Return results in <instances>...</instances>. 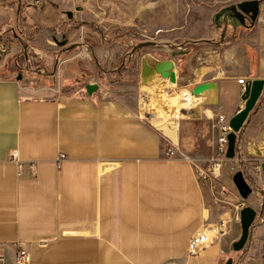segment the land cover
I'll list each match as a JSON object with an SVG mask.
<instances>
[{"label":"crops","instance_id":"0c3cea01","mask_svg":"<svg viewBox=\"0 0 264 264\" xmlns=\"http://www.w3.org/2000/svg\"><path fill=\"white\" fill-rule=\"evenodd\" d=\"M13 1L0 0V36L29 24L39 34L65 35L72 22L62 17L70 13L78 21L82 13L67 0H44L25 11ZM8 5L16 7L14 15L2 9ZM220 25L218 42L185 40L216 46L207 48L215 56L225 42L234 43L221 68L190 70L193 87L213 82L216 90L177 121L176 141L162 133L171 131V120L155 121L156 129L126 95L102 94L100 87L88 95L86 84L74 94L40 97L34 94L41 88L0 78V264H17L19 249L28 254L25 264H218L232 239L188 254L196 232L231 217L226 201L197 180L195 167L215 153L218 116L229 122L243 108L238 79L264 80V0L252 26L229 19ZM142 74L151 76L149 69ZM237 144L245 157L264 162V90ZM168 146L176 156H165Z\"/></svg>","mask_w":264,"mask_h":264},{"label":"rangeland","instance_id":"374dc122","mask_svg":"<svg viewBox=\"0 0 264 264\" xmlns=\"http://www.w3.org/2000/svg\"><path fill=\"white\" fill-rule=\"evenodd\" d=\"M32 1L35 0H14L13 3H17V10L25 11L28 7L31 10L40 9L44 0H37L38 6H34ZM67 1L79 7L81 10L78 12L82 13L76 14L78 21L74 16L70 19L65 15L62 17L63 23L72 22L71 28L64 30L65 35L47 32L39 34L36 25L29 24V30L21 26L12 34L7 32L0 36V44L7 47L5 53H0V78H17L20 75L19 81L24 85L35 91L42 89L34 94L40 97H52L55 95L54 90L63 94H74L77 88L94 83L101 88L102 94L129 97L136 111L155 127L156 122L141 111L144 88L149 80L158 78L156 85L161 87V91L153 88V93H149L150 97L146 102L157 100L155 96L160 93L168 98L175 95L177 101L194 98L190 93L194 80L190 70H205L216 65L221 68L225 59L223 53L234 41L225 42L220 49L221 55L215 56L207 48L210 46L213 49L216 46L185 45V40L203 38L218 42L222 30L213 23L215 14L224 7L249 0ZM16 7L8 5L2 9L14 15ZM26 16L30 17L28 13ZM12 40L16 42L15 47L8 43ZM144 42H151L153 46L132 51ZM74 44L76 47L68 50ZM173 53L177 54L173 56ZM167 60L174 63L176 83L173 86H167L168 79L160 78L153 69L155 64ZM143 69H149L151 76L144 78ZM71 86L73 87L70 88ZM190 111L185 109L179 120L187 117ZM162 133L171 140L176 139L177 132L172 127L171 131ZM176 152L180 154L177 149ZM260 164V161L245 157L237 144L234 158L226 159L219 178L207 183L216 198L226 201L231 217L235 213L232 206L238 204L248 206L256 212L244 248L233 252L229 244L221 254L218 264H224L228 258L233 260V264H264V174L255 172V167ZM238 171L242 172L253 190L246 200L239 197L232 183V176ZM216 203L223 205L218 201ZM239 236V223H232L224 236L226 238H221L223 245L229 238L233 242L237 241Z\"/></svg>","mask_w":264,"mask_h":264},{"label":"water","instance_id":"95a60500","mask_svg":"<svg viewBox=\"0 0 264 264\" xmlns=\"http://www.w3.org/2000/svg\"><path fill=\"white\" fill-rule=\"evenodd\" d=\"M262 0H249L242 1L235 5H230L221 9L213 18V23L217 28H220V23L218 20H222L226 25L227 20L231 22H238L239 25L243 27L252 26L259 15V5ZM68 18H71V14L68 13ZM248 22V25L246 24ZM153 46L151 42H144L138 44L132 51L145 47ZM76 47V44L68 47L71 50ZM177 53H173L175 56ZM1 60V55H0ZM155 73H157L160 78L168 79L169 83H176V75L174 72V63L171 60L162 61L154 65L153 67ZM21 76L19 75L17 79L19 80ZM98 89L96 84H87L85 86V91L88 95H92ZM216 90V84L213 82L204 83L196 85L190 91L191 95L196 98L205 97L206 92H214ZM264 90V80H253L247 81L244 87V92L241 95V101L243 102V108H241L228 122V127L230 129L227 135V150L225 157L231 160L235 156V148L237 145V135L240 134L250 112L253 110L254 106L258 102L262 92ZM261 169L264 172V162L261 164ZM232 183L236 189L237 194L242 200H246L252 193V188L249 186L245 180L242 172L238 171L232 176ZM256 212L248 207L243 206L239 211V225H240V236L237 241L232 244V251L238 252L244 248V245L249 236V230L255 220ZM224 264H233V260L228 258Z\"/></svg>","mask_w":264,"mask_h":264},{"label":"built area","instance_id":"2783aa9c","mask_svg":"<svg viewBox=\"0 0 264 264\" xmlns=\"http://www.w3.org/2000/svg\"><path fill=\"white\" fill-rule=\"evenodd\" d=\"M74 1V0H72ZM34 6L39 5V1H32ZM6 46L0 47V53L6 52ZM238 84L240 86L241 94L244 92V87L246 84V80L241 78L238 79ZM218 125V136L216 140V150L212 158L209 160L205 167H195V176L197 180L201 183H210L212 180H216L220 176L222 165L226 161L225 153L227 150V135L230 132L228 127V121L223 116H218L217 118ZM175 155V151L173 149H167L165 151L166 157H173ZM10 158L17 162L16 153L12 152ZM18 170L20 171L21 165L17 162ZM29 169L32 173H34L35 166L30 164ZM255 172L261 173V164L255 167ZM242 208L241 205H237L234 207L235 215L233 217H226L224 219H220L216 224L209 225L204 227L200 231L196 232L189 240L188 243V254L189 256H197L204 249H206L212 243L223 238L229 231L230 225L232 223H239V211ZM3 261V258L0 256V263ZM29 262L28 254L25 250L19 249L16 254V263L17 264H25Z\"/></svg>","mask_w":264,"mask_h":264},{"label":"bare ground","instance_id":"6f19581e","mask_svg":"<svg viewBox=\"0 0 264 264\" xmlns=\"http://www.w3.org/2000/svg\"><path fill=\"white\" fill-rule=\"evenodd\" d=\"M157 79L151 78L145 86V96L143 99V104L141 105L142 113L147 114L152 120L163 123L164 121L173 120L172 121V129L176 133L177 132V121H179V117L184 110L188 109L192 110L199 103V99L191 98L184 99L182 101H177L175 95L172 98H168L165 94H157L155 98L157 100H152L150 102H146L150 96L149 93H153L152 89H157L158 92L161 91V87H157ZM163 82H166L165 80ZM162 83V82H161ZM156 85V87H154ZM159 85V84H158ZM167 86H173L172 83H167ZM161 86V85H160ZM194 97V96H193ZM176 122V123H175ZM169 136L172 137L171 133ZM172 141H176V139H172Z\"/></svg>","mask_w":264,"mask_h":264},{"label":"flooded vegetation","instance_id":"af4514ba","mask_svg":"<svg viewBox=\"0 0 264 264\" xmlns=\"http://www.w3.org/2000/svg\"><path fill=\"white\" fill-rule=\"evenodd\" d=\"M236 27L239 25L238 22H235ZM248 25V22L246 23ZM221 27V26H220ZM219 29V28H218ZM243 207V206H242Z\"/></svg>","mask_w":264,"mask_h":264},{"label":"trees","instance_id":"16d2710c","mask_svg":"<svg viewBox=\"0 0 264 264\" xmlns=\"http://www.w3.org/2000/svg\"><path fill=\"white\" fill-rule=\"evenodd\" d=\"M185 45H190V44L186 43Z\"/></svg>","mask_w":264,"mask_h":264}]
</instances>
